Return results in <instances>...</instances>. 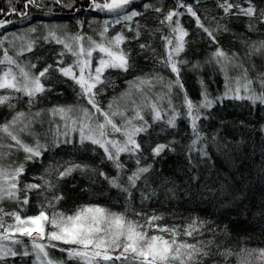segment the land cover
Masks as SVG:
<instances>
[{
  "label": "snow or ice",
  "instance_id": "obj_1",
  "mask_svg": "<svg viewBox=\"0 0 264 264\" xmlns=\"http://www.w3.org/2000/svg\"><path fill=\"white\" fill-rule=\"evenodd\" d=\"M201 2L174 0L172 7L165 10L159 0H145L141 4L137 0H90L88 10L110 17L102 22L94 21L97 27L93 32L98 39L81 32L58 35L55 29L34 39L30 34L37 32L36 27L19 36L12 33L11 40L8 36L0 37V108L11 113L10 119L0 123V264H9L16 258L25 264H231L233 258L236 264H252L251 259L242 258L240 253L219 243L213 228L198 217L185 224H166L162 214L143 210L133 209L135 218H132L127 208L124 212H114L99 204L80 206L70 214L57 209L64 199L60 182L76 172L87 175L93 183L103 181L110 189H116L126 204L135 199L134 191L140 192L143 204L156 194L155 189L148 191L147 183L148 174L157 162L155 158L175 151L174 141L145 147L141 136L149 134L153 125L161 124L162 130L175 129L183 110L194 137L188 152L208 158L207 144L197 147L205 140L198 127L202 118H208L205 110L226 99L264 106V63L259 69L256 65L257 57L264 62V39L242 37L243 48L236 52L225 50L219 39L221 34L231 31L221 22L225 19H242L249 34L264 31V6H258L257 0H214L215 8L223 15H205L202 19L195 6ZM50 3L80 10L75 0H50ZM260 3L264 4V0ZM45 7H48L45 0H25V11L18 12L15 7L11 11L27 18L28 9ZM149 12L156 13L154 28L147 21ZM185 16L194 21L202 38L214 46L204 65L190 64L182 55L190 35L182 23ZM141 18L145 23H141ZM10 23L0 19V28ZM82 23L78 21L81 26ZM156 38L162 42L163 53L158 54L150 43ZM142 39L144 42H139ZM6 40L11 48L4 46ZM38 40L54 41L62 46L53 62L42 67L37 66L40 57H36L37 62L21 60L34 52ZM133 42H137L141 52L150 51L153 62L170 76L165 77L159 71L136 76L126 81L127 90L114 98V102L102 106L99 97L113 83L106 73H130L135 67L130 47ZM68 55L72 57L71 63H65L64 57ZM208 65L223 76L224 92L212 96L205 81L200 79V99L193 100L182 72L196 73ZM54 79L61 83L70 81L78 97L86 103L48 109L47 114L53 118L48 123H56L55 118L59 117L64 121V130L57 123L55 133L50 128L42 137L34 125L43 124L41 117L45 113L32 109L42 96L53 91L50 82ZM157 86L159 90L154 91ZM175 99L180 100L179 106L174 104ZM21 101L25 109L17 108ZM70 133L78 134L81 145L89 143L102 150L100 163L108 170L74 161H54L41 175L25 180L27 165L40 161L45 153L61 144L72 143ZM48 136L51 138L47 139ZM124 155L134 167L129 168L122 159ZM149 158L152 163L145 162ZM189 162L192 163L191 157ZM260 171L264 174V166ZM191 179L197 181L199 177ZM166 191L171 193L170 198L175 197L173 189ZM33 196L40 201L38 214L23 215ZM7 204L15 207L7 210ZM253 251L241 249L246 257H251ZM55 252L61 256H55ZM257 259L264 261V249L259 250Z\"/></svg>",
  "mask_w": 264,
  "mask_h": 264
},
{
  "label": "trees",
  "instance_id": "obj_2",
  "mask_svg": "<svg viewBox=\"0 0 264 264\" xmlns=\"http://www.w3.org/2000/svg\"><path fill=\"white\" fill-rule=\"evenodd\" d=\"M24 2L25 0H0V10H3L0 12V19L12 21L5 28H0V37L8 36L11 40L12 33L19 36L28 28L36 27L37 32L30 34L34 39L47 35L50 29H55L58 35H63L65 32L69 35L81 32L94 35V38L98 39L99 37H95L93 32V29L97 27L94 21L102 22L110 18L103 13L88 10L90 0H75L79 11L61 8L52 5L50 0H45L48 7L42 10L28 9L30 15L27 18L12 13L13 7L18 12L25 11ZM143 2L145 0H137V4ZM150 2H156V0H150ZM159 2L167 10L172 7L174 0H159ZM186 2L191 3L192 0H186ZM257 4L264 6L260 0H257ZM195 6L201 13L202 19L205 15L218 17L223 15L215 8L214 0H202L201 4ZM49 8L53 11L49 12ZM155 16L154 12L147 13L148 24L153 28L157 26L153 19ZM78 21L83 22L82 26L78 24ZM221 22L226 23L231 29L230 32L223 33L219 37L220 44L225 50L232 52L242 50L243 45L240 38H246L248 35H251L252 40L264 39V31L257 34L247 33L246 23L242 19H225ZM141 23H145L144 18H141ZM182 23L190 33L186 52L182 54L184 59L190 64L199 62L204 65L214 46H210L207 40L202 38L190 17H183ZM205 23L208 24L209 21L205 20ZM139 42H144V40ZM16 43L19 44V41ZM150 43L158 54L163 53L164 49L159 38L153 39ZM4 46L11 48L7 40ZM130 47L135 67L130 73H106L110 75L113 83L99 97L102 106L106 107L109 102H114V98H118L127 90L126 81L136 76L153 71H159L165 77L170 76L166 69L153 62L150 51L141 52L137 42H133ZM61 50L62 46L55 44L54 41L38 40L34 52L27 53L26 57H21V60L37 62L36 57H40L37 66L42 67L44 63H52L56 54ZM95 55L97 54L94 53ZM64 59L65 63L72 61L70 55ZM262 63L264 62L257 57L258 69ZM182 76L188 94L193 100L200 99V79L205 81L212 96H218L224 92V78L211 65L202 67L196 73L185 70ZM50 83L53 91L42 96L32 109V111L42 110L45 113L41 117L43 124L34 125L36 132L42 137L49 132L50 128L52 133H55L57 123L60 125V130H64V121H61L59 117L55 118L56 123L51 125L48 123L50 119H53L47 114L48 109L54 106L70 107L86 103L78 97L70 81L61 83L59 79H54ZM157 90L159 86L154 89V91ZM174 104L179 106L180 100L175 99ZM25 107L22 101L17 104L18 109H25ZM181 111L182 118L178 119L177 128L162 130L163 126L156 124L149 129V134L141 136L145 147L155 143L174 141L175 151H169L162 157L155 158L157 162L154 169L148 174V191L156 190L152 199L142 204L140 192L134 191L135 199L131 204H126L122 194L116 189H110L103 181L93 183L87 175L76 172L60 182L59 190L64 199L57 209L70 214L80 206L99 204L114 212H124L127 208V214L132 218H135L133 209L143 210L148 213L162 214L165 217L163 223L166 224H185L192 218L198 217L213 228L217 241L224 247L240 253L242 258L251 259L252 264H264V261L257 259L259 250L264 249V174L260 171L264 166V106H253L248 101L226 99L211 110H205L204 114L208 118H202L198 122L199 130L205 140L197 147H202L206 143L208 158H202L196 152H188V146L194 137L190 121L183 116V110ZM10 118L9 110L0 108V123ZM116 122H120L119 117L116 118ZM50 138V136L47 137V139ZM70 139L72 143L61 144L59 148L45 153L40 161L30 162L27 165L28 172L25 180L41 175L44 168L54 161H74L105 168L100 163L102 150L89 143L81 145L77 133H70ZM18 155L22 157V154ZM189 157L192 158V163L189 162ZM122 159L129 165V168L134 167L127 155H124ZM145 162L152 163V158ZM105 170L108 169L105 168ZM192 176H198L199 179L192 181ZM140 188L143 190L144 185L141 184ZM166 189H173L175 197L170 198L171 193H168ZM39 203L40 201L33 196L23 215L38 214ZM5 207L7 210H12L15 206L7 204ZM48 211L51 212L52 209ZM245 248L249 251L255 250L251 257H246V253L241 252V249ZM54 255L59 257L61 253L55 252ZM9 264H25V262L16 258V260H10ZM231 264H236L235 258L231 260Z\"/></svg>",
  "mask_w": 264,
  "mask_h": 264
},
{
  "label": "rangeland",
  "instance_id": "obj_3",
  "mask_svg": "<svg viewBox=\"0 0 264 264\" xmlns=\"http://www.w3.org/2000/svg\"><path fill=\"white\" fill-rule=\"evenodd\" d=\"M24 33H25V32H23L22 34H24ZM22 34H21V35H22ZM32 34H33V33H32ZM17 36H18V35H17ZM17 42H18V41H17Z\"/></svg>",
  "mask_w": 264,
  "mask_h": 264
}]
</instances>
